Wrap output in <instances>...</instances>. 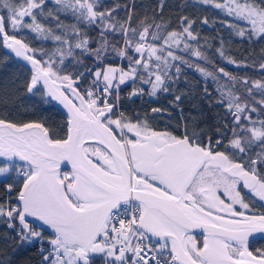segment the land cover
<instances>
[{
  "label": "snow or ice",
  "instance_id": "6c2138e0",
  "mask_svg": "<svg viewBox=\"0 0 264 264\" xmlns=\"http://www.w3.org/2000/svg\"><path fill=\"white\" fill-rule=\"evenodd\" d=\"M201 2L231 17L236 35L264 40V0ZM132 9L0 0V46L26 62L27 93L65 113L60 125L0 113V224L13 234L4 239L38 244L39 264H264V50L258 63H241L221 41V58L261 75L238 77L211 64L195 21L170 29L147 14L134 22ZM28 36L53 46L34 47ZM183 68L217 83L229 119L211 135L195 121L177 134L120 110L122 85L167 93Z\"/></svg>",
  "mask_w": 264,
  "mask_h": 264
},
{
  "label": "trees",
  "instance_id": "16d2710c",
  "mask_svg": "<svg viewBox=\"0 0 264 264\" xmlns=\"http://www.w3.org/2000/svg\"><path fill=\"white\" fill-rule=\"evenodd\" d=\"M101 2L106 7L115 4L133 6L134 22L147 14L149 20L154 19L157 23L162 20L170 26V29H178L181 18L188 17L189 20L195 21L193 30L198 33L199 46L209 57L211 64L223 67L238 77L261 78L258 69L238 68L229 64L227 59L219 56L217 49L223 41L226 57L241 63H258L261 52L264 50V40H249L236 35L234 30L230 31L227 22H233L232 18L226 17L220 9L212 5L203 4L201 0H163V12L161 13L158 10L161 0H101ZM49 6L52 7L51 4ZM126 14V11H120L117 18L122 19ZM205 18L208 19V24L203 23ZM64 22L74 23L71 19H64ZM236 23L242 27L247 26L246 22ZM84 31L89 34L90 38L99 39V32L94 27L86 28ZM108 39L112 40L113 37L108 36ZM28 40L34 47L51 48L53 46L47 41H33L31 36H28ZM10 57L0 46V113L7 112L17 120L47 119L51 124H62L65 115L60 110L49 105H41L38 96L27 93L28 69ZM109 62L123 63L114 54L109 55ZM84 63L91 66L94 60L85 57ZM199 63L204 66L203 61ZM220 83H226V81L222 79ZM140 87L144 89L142 94L130 95L134 88ZM205 88H207L208 95H205ZM216 89L217 83L210 78L206 81L194 68H183L182 76L172 84L171 90L167 93L159 91L156 97L148 94L149 85L139 83L133 85L132 82H128L119 93V108L128 116L155 117L152 123L161 130H177V126L182 124L192 128L193 121H195L197 131L203 130L211 135L218 125L229 119L225 107L218 102L219 95ZM178 94L181 95L179 102L174 99ZM153 108H160L162 111L158 114L153 113L151 111ZM182 130L183 128L180 127L177 134ZM5 235L13 234L9 233L3 224H0V259L8 258L13 261V264H39L38 244L33 243L17 248L15 245L18 242L12 239L6 241Z\"/></svg>",
  "mask_w": 264,
  "mask_h": 264
},
{
  "label": "water",
  "instance_id": "95a60500",
  "mask_svg": "<svg viewBox=\"0 0 264 264\" xmlns=\"http://www.w3.org/2000/svg\"><path fill=\"white\" fill-rule=\"evenodd\" d=\"M5 51L7 52V54H9L11 57H12V54L10 53V51L9 50H7V49H5ZM14 58V57H13ZM19 64H21L22 66H24L25 68H27L28 69V67L26 66V62H23V61H21L19 58H14ZM58 110H60L64 115H65V113H64V111H62L59 107H56Z\"/></svg>",
  "mask_w": 264,
  "mask_h": 264
},
{
  "label": "rangeland",
  "instance_id": "374dc122",
  "mask_svg": "<svg viewBox=\"0 0 264 264\" xmlns=\"http://www.w3.org/2000/svg\"><path fill=\"white\" fill-rule=\"evenodd\" d=\"M242 22H244V21H242ZM127 83H128V82H127ZM123 86H124V85H122V86H121V89H122V87H123ZM158 92H159V91H158ZM158 92H157V93H158ZM156 95H157V94H156ZM156 95H155V96H153V97H156Z\"/></svg>",
  "mask_w": 264,
  "mask_h": 264
},
{
  "label": "flooded vegetation",
  "instance_id": "af4514ba",
  "mask_svg": "<svg viewBox=\"0 0 264 264\" xmlns=\"http://www.w3.org/2000/svg\"><path fill=\"white\" fill-rule=\"evenodd\" d=\"M257 207H259V203H257Z\"/></svg>",
  "mask_w": 264,
  "mask_h": 264
}]
</instances>
